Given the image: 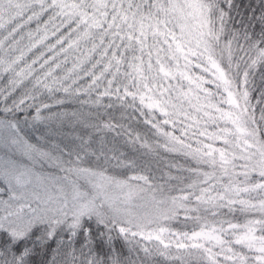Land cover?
Listing matches in <instances>:
<instances>
[{
    "label": "snow or ice",
    "instance_id": "snow-or-ice-1",
    "mask_svg": "<svg viewBox=\"0 0 264 264\" xmlns=\"http://www.w3.org/2000/svg\"><path fill=\"white\" fill-rule=\"evenodd\" d=\"M0 264H264V0H0Z\"/></svg>",
    "mask_w": 264,
    "mask_h": 264
},
{
    "label": "trees",
    "instance_id": "trees-1",
    "mask_svg": "<svg viewBox=\"0 0 264 264\" xmlns=\"http://www.w3.org/2000/svg\"><path fill=\"white\" fill-rule=\"evenodd\" d=\"M238 2H240L241 4H245V3L248 2V0H238ZM68 107H69V109H71V108L77 107V106L76 105H69ZM134 126H136L135 123H134ZM139 127H142V125L139 126ZM237 219L241 220L242 217H240L239 214H237ZM172 226L175 227V228H182V225L179 224V223H176V222H173V225Z\"/></svg>",
    "mask_w": 264,
    "mask_h": 264
},
{
    "label": "rangeland",
    "instance_id": "rangeland-1",
    "mask_svg": "<svg viewBox=\"0 0 264 264\" xmlns=\"http://www.w3.org/2000/svg\"><path fill=\"white\" fill-rule=\"evenodd\" d=\"M240 221H242V222H243V218H242Z\"/></svg>",
    "mask_w": 264,
    "mask_h": 264
}]
</instances>
